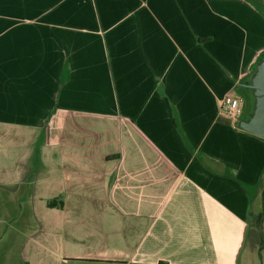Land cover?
Instances as JSON below:
<instances>
[{
	"label": "crops",
	"instance_id": "crops-1",
	"mask_svg": "<svg viewBox=\"0 0 264 264\" xmlns=\"http://www.w3.org/2000/svg\"><path fill=\"white\" fill-rule=\"evenodd\" d=\"M262 53L251 0H0V264H264Z\"/></svg>",
	"mask_w": 264,
	"mask_h": 264
},
{
	"label": "water",
	"instance_id": "water-1",
	"mask_svg": "<svg viewBox=\"0 0 264 264\" xmlns=\"http://www.w3.org/2000/svg\"><path fill=\"white\" fill-rule=\"evenodd\" d=\"M264 7V0H256ZM251 97L250 111L237 125L244 131L264 138V53H262L252 72L245 81L238 83Z\"/></svg>",
	"mask_w": 264,
	"mask_h": 264
},
{
	"label": "built area",
	"instance_id": "built-area-1",
	"mask_svg": "<svg viewBox=\"0 0 264 264\" xmlns=\"http://www.w3.org/2000/svg\"><path fill=\"white\" fill-rule=\"evenodd\" d=\"M244 104L242 95H225L221 99V112L231 121H237L242 115Z\"/></svg>",
	"mask_w": 264,
	"mask_h": 264
},
{
	"label": "rangeland",
	"instance_id": "rangeland-1",
	"mask_svg": "<svg viewBox=\"0 0 264 264\" xmlns=\"http://www.w3.org/2000/svg\"><path fill=\"white\" fill-rule=\"evenodd\" d=\"M246 95H247V99L245 101L246 107L243 109V114L241 118H245L250 111L251 97L248 95V92H246Z\"/></svg>",
	"mask_w": 264,
	"mask_h": 264
},
{
	"label": "trees",
	"instance_id": "trees-1",
	"mask_svg": "<svg viewBox=\"0 0 264 264\" xmlns=\"http://www.w3.org/2000/svg\"><path fill=\"white\" fill-rule=\"evenodd\" d=\"M251 1H253L254 3H256L258 6H260L263 10H264V7L259 3V2H257L256 0H251ZM243 93V97H244V99H245V101H246V99H247V95H246V92L244 91V92H242ZM49 204L51 205L52 204V202H49ZM264 213V192H263V195H262V214ZM261 214V215H262ZM259 225V224H258Z\"/></svg>",
	"mask_w": 264,
	"mask_h": 264
}]
</instances>
